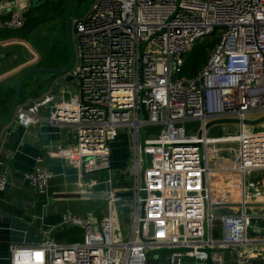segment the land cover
I'll list each match as a JSON object with an SVG mask.
<instances>
[{
    "label": "built area",
    "instance_id": "2783aa9c",
    "mask_svg": "<svg viewBox=\"0 0 264 264\" xmlns=\"http://www.w3.org/2000/svg\"><path fill=\"white\" fill-rule=\"evenodd\" d=\"M33 1L0 0V30L23 31ZM72 29L76 59L61 79L74 78L77 90L68 97L65 85L22 102L12 123L74 127L76 142L60 154L77 169L80 193L99 196L88 190L106 188L100 201L106 208L99 217L63 216V224L84 231L82 242L47 238L32 247L13 246L11 263L148 264L147 250H166L169 264H183L184 255L221 262L211 251L234 246V264H264V237H248L261 232L255 222L264 219L256 211L263 183L252 178L264 171V123L261 130L243 124L264 114V0H96ZM216 29L221 34L207 63L196 77L182 76L185 55ZM236 118V140L207 135L208 122ZM196 121L201 136L185 126ZM154 126L163 127L161 134L146 137L141 147V132ZM123 127L135 131V156L133 186L121 191L111 145ZM226 143L238 144L224 170L239 172L244 182L237 208L213 197L211 174L217 169L209 148ZM91 174L100 179L85 183ZM52 177L38 157L24 181L42 195ZM9 184V171H1L0 191ZM119 191H132L131 201L116 197ZM221 208L233 210L219 216ZM120 216L129 225L126 237Z\"/></svg>",
    "mask_w": 264,
    "mask_h": 264
},
{
    "label": "crops",
    "instance_id": "0c3cea01",
    "mask_svg": "<svg viewBox=\"0 0 264 264\" xmlns=\"http://www.w3.org/2000/svg\"><path fill=\"white\" fill-rule=\"evenodd\" d=\"M1 7L3 5L0 2ZM5 36L7 35L0 36L3 37L0 39V44L16 53L17 43L22 42L17 37L10 38ZM27 47L30 55L35 56L33 62L36 63H26L25 60L21 59L12 67L14 68L12 72L0 73V99H4L3 104L0 102L1 111L8 106L7 97L12 94L19 80L20 74L17 73L18 70L24 67L27 70L35 66L53 67L59 63L62 66L66 64V61L60 62L56 59L49 61L47 56L41 58L39 53L37 54L29 46ZM77 88V83L75 86L68 83L66 85V89H68L67 96L69 97L70 94H74ZM43 89H45L44 92ZM54 89V80L46 83L39 81L32 91H29L28 87L24 90L28 97L25 101L40 98ZM43 114L45 118L48 117V111H44ZM0 123L3 122L0 121ZM6 124L5 128L0 127V163L2 164V171H9L10 184L5 191H0V264H12L11 249L13 246L32 247L47 238L53 239L60 244H69L65 238L60 237L71 228L63 224V216L70 211L77 217H85L88 212H92L91 203L100 202L101 198L104 197V191H106L104 186H99L88 190L101 192L99 196L93 192L95 194L93 197L83 196L80 199L71 198L68 200L55 198L56 195L62 193H80L78 186H76L78 181L77 169L70 164L67 156L63 157L60 154L61 150L67 149L76 142L77 131L74 127H57L44 120L28 128L16 125L9 128V122ZM111 147V166L115 179H117L122 173L126 172L123 166L125 157L121 158L117 156L118 153L116 154V152L119 151V148H117L115 142L112 143ZM38 157H43L46 167L53 172V177L50 179L48 185L49 189L47 193L42 195L24 181V174L30 173L34 169ZM262 174H264V171L256 172L252 175V178L255 181L263 183L264 193V177L262 178ZM99 175L91 174V176H86L84 182L87 183L89 180L98 179ZM229 185L232 189L230 191L233 192L234 188L232 186L235 183L230 182ZM226 190L229 191V188H226ZM87 194L92 193L87 192ZM215 199L226 200L223 196H219V198L215 197ZM99 207L94 211L97 217H99L102 210L100 208V212L98 213ZM259 207L256 211L264 214V196ZM220 211H223L222 208ZM261 223H264V219H259L255 222L254 229H259L261 232L257 235L252 231V238L258 239L264 237V227ZM218 230L220 238L222 226L217 227ZM233 249L236 251V247L234 246L221 247L220 249L216 246L211 251V254L222 256L223 260L221 262H215L213 259L200 262L188 255H184L182 258L183 264H234L236 252L229 253ZM148 255L154 260L148 264H169L168 252L166 250L149 251Z\"/></svg>",
    "mask_w": 264,
    "mask_h": 264
},
{
    "label": "rangeland",
    "instance_id": "374dc122",
    "mask_svg": "<svg viewBox=\"0 0 264 264\" xmlns=\"http://www.w3.org/2000/svg\"><path fill=\"white\" fill-rule=\"evenodd\" d=\"M96 0H75L74 2V6L71 12V16L73 17V20L75 19H81L84 15L87 14V12L90 10L91 6L94 4ZM53 0H49V3L47 5H45L43 8H41L38 13H40L41 15H44L46 12L47 13H52L55 9H53L54 4H53ZM37 13V12H36ZM42 19V17H41ZM61 18H56L50 21H46L45 23L40 24L39 26L35 27L33 29V31L26 35L25 38H21V37H17L19 38L20 42H25L28 41L34 48H42L45 47L46 42L44 41L45 39H43L40 36V32L45 33V32H49V30H57V24H60L61 22ZM221 31L219 30H215V33L211 36H208L206 38L200 39L198 40L196 43L205 40V42L207 43H215V41L218 40V37L220 36ZM5 37H10V38H14L16 36H12L7 34V36ZM3 37H0V39H2ZM20 44V43H19ZM18 44V46H16V48L20 49V45ZM196 45V44H195ZM194 45V46H195ZM32 48V47H31ZM39 53V52H38ZM37 53V54H38ZM40 54V53H39ZM188 54V53H187ZM186 56V55H185ZM161 70V67L159 66L158 71ZM161 72V71H160ZM70 85L75 86L76 85V81H71ZM45 91V89H43V92ZM264 116L263 113H256L253 118L255 117H262ZM188 129V131H192L195 134H199L200 130H201V122L200 121H196V122H188L185 125ZM257 129L261 130L262 127L261 126H257ZM163 130V127L161 126H154V127H148L147 132H141V146L144 143L146 137H149L151 134H153V136L158 137L161 134V131ZM241 133V129H240V125L238 124H217L216 126L211 127L208 131H207V135L211 138H218V137H228V140H236L237 136H239V134ZM134 139H135V131L132 130V128L129 127H123L119 130V135L116 138V140L114 141L115 144L117 145V148H119L116 152V154L118 153V157L124 158V169L126 172L122 173L123 176L122 178H118V181H125L126 185L129 186V188H131L134 182V176L132 175V170L134 172L133 169V165H134ZM113 142V143H114ZM237 150H238V144H218V147L216 146H211L209 148V156L211 157L210 159V164L211 167L214 169H217L216 171H214L211 174V179H212V183H213V197H217L219 198V196H223L225 202L227 203H231V204H239L241 202V199L243 197V191H242V184L244 186V182L241 178V175L239 174V172H225L224 170L227 169L226 167H220V169H218L219 164L220 165H224V166H229L232 162V160H234V156L237 154ZM233 156V159L231 158V155ZM231 158V159H227V158ZM150 159V157H148V160ZM144 167H147V162L144 163ZM123 169V170H124ZM223 170V171H222ZM87 176H91V175H87ZM264 177V174H262V178ZM98 179H100V176H98ZM261 179V178H260ZM235 183V185L232 186V188H234L233 192L232 189L230 188L229 183L230 182ZM226 188H229V191L226 190ZM231 190V191H230ZM124 201H126L127 203L131 201L130 197L129 198H125ZM91 211L94 212L95 209L99 207V210L97 211L98 213L100 212V208L105 209L106 208V204H101V202H97V203H91ZM238 206H236L237 208ZM222 210L224 211V213L227 212H232L233 209H230V211L228 209L222 208ZM234 212H236V210H234ZM121 218V223H123V230H124V236L126 237L128 231H129V225L127 224V222L125 221L124 216H120ZM262 226L264 227V223H261ZM221 227V226H220ZM252 234L248 233V237H251ZM58 242H60L59 240H57ZM235 253L236 251L230 250L229 253Z\"/></svg>",
    "mask_w": 264,
    "mask_h": 264
},
{
    "label": "water",
    "instance_id": "95a60500",
    "mask_svg": "<svg viewBox=\"0 0 264 264\" xmlns=\"http://www.w3.org/2000/svg\"><path fill=\"white\" fill-rule=\"evenodd\" d=\"M53 4L54 5H58L60 3H64L63 7L56 12L55 14H52L50 16H47L45 19L38 21L36 24H34L33 26H31L30 28L26 29V31H14V30H0V36L3 35H12V36H16V37H21V38H25L26 35L30 34V32L37 26H39L42 23H45L46 21H50L53 19H56L59 17V15H61L64 11L65 14L67 16V24H66V35L68 38V48H69V54H70V58L69 61L65 64V65H55L53 67H43V66H35V67H31L28 68L27 70H25L26 68H21L20 70L17 71L18 74H20L19 80L17 81V84L15 86L14 89V98L11 101V99L7 100L8 104L9 101L11 102L10 108L8 113L6 112H2L0 111V121H2L3 123H0V126L2 128H5L7 126V122H9V128L12 126H15L12 123L13 117L15 115V109L17 107V105L20 102L21 99V95H22V90L23 89H27L32 91L33 87L35 85H37V83L39 81H42L44 83L49 82L51 80H54V85H55V91H58L59 89H61L62 87H65V85H67L68 83H70L71 81L74 80V78L70 77L67 78L65 80L61 79V76L63 74H65V72L67 70H69L75 62L76 59V54L74 52V45H73V37L71 35V20H72V16H71V12L74 6V2L75 0H53ZM49 3V0H34L33 1V9H41L43 8L45 5H47ZM34 17H38V14L35 13ZM49 33L45 32L43 33L41 36L42 37H46ZM19 44V43H18ZM20 47V53L18 54H11V53H5V50L7 49V47L3 46L0 44V73H10L14 70V68H12L13 66H15L18 61L20 60V58H22L23 60L29 63H36L33 62L35 56L34 55H30L29 51H28V47H32V49L38 53L40 52L42 55L45 54V47L42 48H34L28 41L22 42L19 44ZM55 54V53H54ZM0 102L3 104L4 103V99H0ZM240 120L239 119H217V120H213L210 121L206 124V129L209 130L211 127L216 126L217 124H239ZM264 123V116L262 117H258L255 120H245L243 122V124L248 125V126H260L261 124ZM203 134V131H200V136ZM141 147H145L144 143L142 144ZM144 157V155H143ZM2 171V164L0 163V172ZM133 195L132 191H125V192H117L116 193V197L121 198V199H125V198H129ZM83 196L87 197H93L95 196V194H87V195H82L81 193H68V194H58L55 196V198L58 199H63V200H68L71 198H76V199H80L83 198ZM222 204L219 205H215L213 208L219 209L220 207H222ZM236 207V206H240V204H226V207ZM217 214L220 216L222 214V211H218ZM223 224L222 220H218L217 221V226L220 227ZM141 240H143L142 235H140ZM147 254H149V251H146ZM154 260L152 257H149L148 255V263H152ZM166 264V263H164Z\"/></svg>",
    "mask_w": 264,
    "mask_h": 264
},
{
    "label": "trees",
    "instance_id": "16d2710c",
    "mask_svg": "<svg viewBox=\"0 0 264 264\" xmlns=\"http://www.w3.org/2000/svg\"><path fill=\"white\" fill-rule=\"evenodd\" d=\"M39 9H33L27 13V22L24 30L30 28L38 21L40 18L34 17V14ZM218 40L215 43H207L205 40H202L191 49V52L186 54L185 63L182 67L181 75L187 78H194L201 71V68L207 63L208 59L211 56L212 49L217 44ZM123 174L119 177L122 178ZM116 188L124 190L128 189L129 186L126 185L125 181L121 180L116 184ZM61 238H65L66 241L69 242H82L84 240V231L78 227H71L66 233L60 236Z\"/></svg>",
    "mask_w": 264,
    "mask_h": 264
},
{
    "label": "flooded vegetation",
    "instance_id": "af4514ba",
    "mask_svg": "<svg viewBox=\"0 0 264 264\" xmlns=\"http://www.w3.org/2000/svg\"><path fill=\"white\" fill-rule=\"evenodd\" d=\"M64 3H60L58 5H54L53 9H55L52 13H45L44 15H41L40 13H38L37 11V14H38V17L42 19H45L47 16H50L52 14H55L56 12H58L62 7H63ZM58 18H61V22L60 24H57V30H49V34L44 38L42 37L41 35L43 33H40V36L45 39L44 41L46 42V45H45V54L42 55L40 52V55H41V58L43 56H47L48 60L49 61H52L54 59H56L57 61H60V62H65L67 63V61H69V58H70V54H69V48H68V38H67V35H66V24H67V16L65 14V11L59 15ZM72 23H73V17H72V20H71V35H72V32H73V29H72ZM28 29V28H27ZM23 31H26V30H23ZM33 31V30H32ZM31 31V32H32ZM30 32V33H31ZM73 37V35H72ZM18 44V43H17ZM73 45H74V40H73ZM18 46V45H16ZM17 52L14 53L13 51H11L9 48L5 50V53H11L13 55L15 54H18L20 53V49L18 50L16 48ZM55 53V54H54ZM22 58H20L21 60ZM19 60V61H20ZM23 60V59H22ZM18 61V62H19ZM60 64V63H59ZM7 73V72H6ZM25 89L22 90V95H21V99H20V102L19 104L17 105V107L25 101L27 97L25 91ZM14 91L12 92V94L9 95V97H7V99H11V101L13 100L14 98ZM10 105H11V102L9 101V104L8 106L2 111V112H6L8 113L9 111V108H10ZM16 107V108H17ZM16 110V109H15ZM1 111V110H0ZM15 112V111H14ZM1 127V126H0Z\"/></svg>",
    "mask_w": 264,
    "mask_h": 264
},
{
    "label": "bare ground",
    "instance_id": "6f19581e",
    "mask_svg": "<svg viewBox=\"0 0 264 264\" xmlns=\"http://www.w3.org/2000/svg\"><path fill=\"white\" fill-rule=\"evenodd\" d=\"M216 147H218V145H217ZM226 166H227V165H226ZM229 166H230V165H229ZM220 167H225V166H224V165L222 166V165L219 164L218 169H220ZM242 188H243V184H242ZM242 191H243V189H242Z\"/></svg>",
    "mask_w": 264,
    "mask_h": 264
}]
</instances>
